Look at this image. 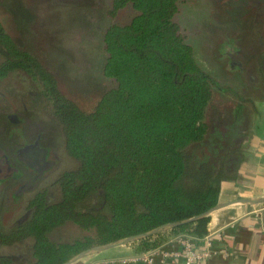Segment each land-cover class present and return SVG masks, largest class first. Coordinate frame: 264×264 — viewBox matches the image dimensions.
<instances>
[{
	"label": "trees",
	"instance_id": "obj_1",
	"mask_svg": "<svg viewBox=\"0 0 264 264\" xmlns=\"http://www.w3.org/2000/svg\"><path fill=\"white\" fill-rule=\"evenodd\" d=\"M129 4L131 22L112 23L103 38L104 74L115 87L91 111L68 99L56 76L0 21V84L13 73L28 76L62 128L68 155L79 163L54 183L59 201L48 203L40 193L30 220L9 238L33 242L28 264H65L95 246L201 215L219 204L222 185L236 181L248 159V109L212 105L221 87L175 20L179 0H112L108 16L114 20ZM256 45L259 83L252 91L264 101V37ZM210 221L209 216L132 245L150 251L166 237L203 239ZM67 224L95 234L54 241Z\"/></svg>",
	"mask_w": 264,
	"mask_h": 264
},
{
	"label": "rangeland",
	"instance_id": "obj_2",
	"mask_svg": "<svg viewBox=\"0 0 264 264\" xmlns=\"http://www.w3.org/2000/svg\"><path fill=\"white\" fill-rule=\"evenodd\" d=\"M111 3L112 0H0V21L23 49L36 55L56 76L68 99L83 111H91L104 93L115 87V81L104 74L105 32L112 23L129 24L135 14L129 4L112 20L108 16ZM175 20L203 69L216 77L221 89L235 91L236 95L216 90L212 105L221 109L253 105L254 101L256 105L261 96L252 91L259 83L254 53L258 49L256 40L264 37V0H179ZM39 92L24 73L11 74L0 84V123L8 124V116L12 115L13 119L27 122L31 136L43 132L52 137L57 169L45 186L63 173L77 170L79 163L68 155L62 128L52 121L48 104ZM52 193L53 202H58L59 188L54 187ZM84 235L92 232L67 224L52 239L71 242Z\"/></svg>",
	"mask_w": 264,
	"mask_h": 264
},
{
	"label": "crops",
	"instance_id": "obj_3",
	"mask_svg": "<svg viewBox=\"0 0 264 264\" xmlns=\"http://www.w3.org/2000/svg\"><path fill=\"white\" fill-rule=\"evenodd\" d=\"M254 102L253 105H246L253 125L248 159L241 166L238 179L222 185L221 204L264 197V101H258L256 105ZM210 217L206 236H211L212 254L199 264H264V204L233 205L216 211ZM90 232L92 235H84L79 239L94 236L95 233ZM173 238L166 237L158 248L167 251L179 250L178 245H170ZM194 247L200 251L207 249L202 239L195 240ZM150 251L131 244L86 257L75 264H119L122 258H136ZM182 262L180 258L169 259V264Z\"/></svg>",
	"mask_w": 264,
	"mask_h": 264
},
{
	"label": "flooded vegetation",
	"instance_id": "obj_4",
	"mask_svg": "<svg viewBox=\"0 0 264 264\" xmlns=\"http://www.w3.org/2000/svg\"><path fill=\"white\" fill-rule=\"evenodd\" d=\"M7 123L9 128L0 123V264H28L30 240L12 243L9 238L30 220L35 210L31 204L40 193H46V202L54 201L52 189L56 181L43 185L56 171L57 162L48 133L33 137L27 122L13 119L12 115ZM35 184L39 188L30 192Z\"/></svg>",
	"mask_w": 264,
	"mask_h": 264
},
{
	"label": "built area",
	"instance_id": "obj_5",
	"mask_svg": "<svg viewBox=\"0 0 264 264\" xmlns=\"http://www.w3.org/2000/svg\"><path fill=\"white\" fill-rule=\"evenodd\" d=\"M195 238L180 235L174 237L170 245H178L179 250L167 251L164 248L154 249L147 254H143L136 258H122L119 264H132L141 262L143 264H169V259L180 258L182 264H199L202 260L208 259L211 256V236H205L202 241L206 244L207 249L204 251L197 250L194 247Z\"/></svg>",
	"mask_w": 264,
	"mask_h": 264
},
{
	"label": "water",
	"instance_id": "obj_6",
	"mask_svg": "<svg viewBox=\"0 0 264 264\" xmlns=\"http://www.w3.org/2000/svg\"><path fill=\"white\" fill-rule=\"evenodd\" d=\"M260 204H264V197H257V198H250V199H239L233 202H228V203H219L216 207H214L213 209L198 215L192 219L186 220V221H181V222H177V223H172V224H168V225H164L161 226L157 229H154L150 232L141 234V235H137V236H133V237H129L123 240H120L118 242L115 243H111V244H107V245H102V246H95L91 249L85 250L81 253H79L78 255L74 256L71 260H69L67 263L65 264H75L77 262H79L80 260L95 255V254H99L102 252H105L107 250L110 249H114L117 247H121V246H126V245H131L134 244L136 242H139L143 239H148L163 233H166L168 231H171L173 229H176L178 227L184 226V225H188V224H192L194 222H197L201 219H204L206 217L211 216L213 213H215L216 211H219L221 209H224L226 207H230L233 205H248V206H256V205H260Z\"/></svg>",
	"mask_w": 264,
	"mask_h": 264
}]
</instances>
